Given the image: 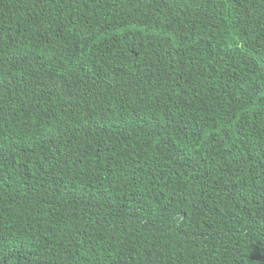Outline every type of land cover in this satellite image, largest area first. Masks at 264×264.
<instances>
[{
  "label": "trees",
  "instance_id": "1",
  "mask_svg": "<svg viewBox=\"0 0 264 264\" xmlns=\"http://www.w3.org/2000/svg\"><path fill=\"white\" fill-rule=\"evenodd\" d=\"M0 264H264V0H0Z\"/></svg>",
  "mask_w": 264,
  "mask_h": 264
}]
</instances>
